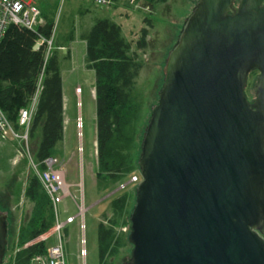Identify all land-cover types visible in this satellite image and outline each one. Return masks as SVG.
Segmentation results:
<instances>
[{
    "label": "water",
    "instance_id": "1",
    "mask_svg": "<svg viewBox=\"0 0 264 264\" xmlns=\"http://www.w3.org/2000/svg\"><path fill=\"white\" fill-rule=\"evenodd\" d=\"M164 74L124 264H264V0H196Z\"/></svg>",
    "mask_w": 264,
    "mask_h": 264
},
{
    "label": "trees",
    "instance_id": "2",
    "mask_svg": "<svg viewBox=\"0 0 264 264\" xmlns=\"http://www.w3.org/2000/svg\"><path fill=\"white\" fill-rule=\"evenodd\" d=\"M168 1L138 2L154 9L157 4ZM58 4L59 1L49 4L46 10L40 7L44 23L37 31L12 24L0 44V107L12 124L20 129V109L37 98L29 141L36 140L33 159L42 170L45 169L43 161L46 158L63 155L60 145L65 136V118L60 47H67L75 39V22L69 17L64 21L69 30L56 35V48L49 55L45 44L35 48L41 37H51ZM79 12L84 11L81 9ZM147 32L144 28L138 48L146 46ZM83 36L87 66L94 70L96 77V184L100 192L109 193L131 176L141 175L134 151L143 105L133 98L131 91L141 65L137 63V55L122 26L111 17L97 18ZM126 189L112 199L111 213H104V220L98 225L100 264H108L127 240L126 231L121 227L130 224L128 206L132 194ZM24 199L25 203H31V209L21 217L12 241L13 253L6 264H30L33 257L46 253L48 240L40 237L50 231L56 221L51 197L34 171L27 177Z\"/></svg>",
    "mask_w": 264,
    "mask_h": 264
},
{
    "label": "rangeland",
    "instance_id": "3",
    "mask_svg": "<svg viewBox=\"0 0 264 264\" xmlns=\"http://www.w3.org/2000/svg\"><path fill=\"white\" fill-rule=\"evenodd\" d=\"M34 1L46 10L49 4L53 5L59 0ZM195 3L196 0H169L157 4L154 9L144 7L140 3L107 8L93 5L86 0H65L60 9L59 1L55 19V23L58 19L56 35L64 34L69 30L64 21L72 17L75 22V39L67 44V52L60 50L65 99V136L60 145L63 155L58 157L60 165L65 170L66 179L71 184V193L76 196L78 203L83 193V202L87 208L83 216L73 199L66 198L59 204L61 219L64 220L69 215L75 216V220L63 231L67 264H100L98 225L104 220V213H111L112 199L124 191L110 194L111 192H100L97 188L96 77L94 70L87 66L86 41L83 39V34L92 28L97 18L111 17L122 26L125 36L132 43V50L137 55V63L141 65L131 89L133 98L141 101L143 105V118L134 151V158L139 166L141 145L152 107L158 102L159 92L164 84V67ZM81 9L83 13L79 12ZM146 19L150 20L146 21ZM144 28L148 31L145 36L146 46L138 48ZM256 76L254 72L249 77L246 92L250 100L255 98L253 87L257 82ZM79 121L82 122L81 127ZM29 147L34 156L36 140L29 141ZM32 171L30 157L22 144L13 138L0 135V201L4 200L13 189L10 208L0 203V211L7 214L8 227V244L3 264L10 261L13 253V238L21 224V219L31 209V203H25L24 189L27 177ZM125 191H130L132 194L128 206V218H130L135 205L136 185H129ZM83 221L85 228L80 227ZM129 232H125L127 240L118 255L109 259L108 264H124L130 259L133 245L128 241ZM56 242L55 236L48 240L49 244ZM83 246L87 250L85 257L80 253Z\"/></svg>",
    "mask_w": 264,
    "mask_h": 264
},
{
    "label": "built area",
    "instance_id": "4",
    "mask_svg": "<svg viewBox=\"0 0 264 264\" xmlns=\"http://www.w3.org/2000/svg\"><path fill=\"white\" fill-rule=\"evenodd\" d=\"M62 6L65 0H59ZM94 3L97 6L112 8L115 5L121 6L125 3L131 5H138L139 0H86ZM59 18V17H58ZM57 22L55 23L51 37L45 38L41 37L37 43L41 45L45 44L47 55H49L55 48V39L57 34ZM44 23V18L42 15V10L40 6L36 4L34 0H0V44L7 29L10 25L15 24L18 26L27 27L32 30L38 29L40 25ZM39 47V48H40ZM64 52H67L68 48L66 46L60 47ZM36 98L33 102L27 106L20 109L19 112V125L20 129H17L12 122L8 119L5 112L0 107V135L5 137L13 138L19 141L20 144L25 148L26 153L29 155L32 165V170L40 177L46 191L51 197L52 203L54 205L56 221L54 226L50 229V234L48 237L55 236L57 242L54 244H49L47 247V252L44 254L37 255L32 258L30 264H67L66 260V248L63 241V231L66 229L67 225L75 220V216H67L66 219H61L59 212V204H61L66 198H71L75 201L79 207L80 213L84 216L87 210L84 205L82 193V199L77 202L75 195L71 193V184L68 183L65 175V170L60 165V159L58 156H51L46 158L43 163L45 169H40L39 164L33 159L29 147V133L31 128V122L34 115ZM80 122V127L82 122ZM82 149V148H81ZM141 180V175L135 174L131 176L128 180L120 183L116 189L111 191L110 194L124 190L128 188L129 185H137ZM81 228H85L84 221L80 223ZM122 230L130 231V224L124 227ZM81 256L87 255V250L83 246L81 250Z\"/></svg>",
    "mask_w": 264,
    "mask_h": 264
},
{
    "label": "flooded vegetation",
    "instance_id": "5",
    "mask_svg": "<svg viewBox=\"0 0 264 264\" xmlns=\"http://www.w3.org/2000/svg\"><path fill=\"white\" fill-rule=\"evenodd\" d=\"M256 73V75H258V73H259V71L258 70H255V71H253V72H251V74L252 73ZM10 192H11V189L9 190ZM13 189H12V192L11 193H9L8 195H7V197H5V199L3 200V199H1V201H0V203H1V205H3V206H5V207H7L8 209L10 208V206H11V204H12V198H13ZM10 213H11V211H10ZM13 213V212H12Z\"/></svg>",
    "mask_w": 264,
    "mask_h": 264
},
{
    "label": "crops",
    "instance_id": "6",
    "mask_svg": "<svg viewBox=\"0 0 264 264\" xmlns=\"http://www.w3.org/2000/svg\"><path fill=\"white\" fill-rule=\"evenodd\" d=\"M193 3H194V2H193ZM32 102H33V101H32ZM32 102H31V103H32ZM36 102H37V98H36ZM36 102H35L34 112H35V109H36ZM31 103H30V104H31ZM30 104H29V105H30ZM29 105H28V106H29ZM64 118H65V99H64ZM64 124H65V120H64ZM26 181H27V180H26ZM49 234H50V232L48 231L47 233H45L44 235H42V236L40 237V239L50 240L51 237H50V238L48 237Z\"/></svg>",
    "mask_w": 264,
    "mask_h": 264
}]
</instances>
